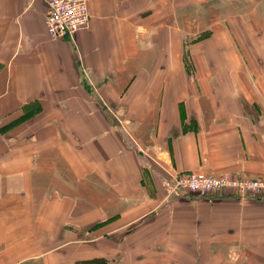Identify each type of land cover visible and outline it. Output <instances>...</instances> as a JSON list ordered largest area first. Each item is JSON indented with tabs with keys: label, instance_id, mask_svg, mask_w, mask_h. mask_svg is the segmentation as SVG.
Wrapping results in <instances>:
<instances>
[{
	"label": "crops",
	"instance_id": "1",
	"mask_svg": "<svg viewBox=\"0 0 264 264\" xmlns=\"http://www.w3.org/2000/svg\"><path fill=\"white\" fill-rule=\"evenodd\" d=\"M0 0V264H264V0Z\"/></svg>",
	"mask_w": 264,
	"mask_h": 264
},
{
	"label": "built area",
	"instance_id": "2",
	"mask_svg": "<svg viewBox=\"0 0 264 264\" xmlns=\"http://www.w3.org/2000/svg\"><path fill=\"white\" fill-rule=\"evenodd\" d=\"M89 21L87 0H48L46 25L51 37H72L76 31L87 27ZM172 178L168 180L172 190L191 191L200 196L220 190H230L242 197L264 196V177L190 170Z\"/></svg>",
	"mask_w": 264,
	"mask_h": 264
}]
</instances>
